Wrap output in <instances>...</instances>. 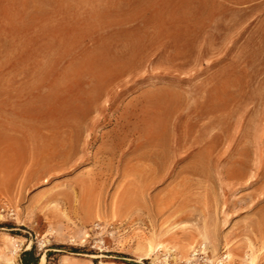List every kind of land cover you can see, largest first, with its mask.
Segmentation results:
<instances>
[{
    "label": "rangeland",
    "instance_id": "1",
    "mask_svg": "<svg viewBox=\"0 0 264 264\" xmlns=\"http://www.w3.org/2000/svg\"><path fill=\"white\" fill-rule=\"evenodd\" d=\"M31 248L264 264V0H0V264Z\"/></svg>",
    "mask_w": 264,
    "mask_h": 264
},
{
    "label": "bare ground",
    "instance_id": "2",
    "mask_svg": "<svg viewBox=\"0 0 264 264\" xmlns=\"http://www.w3.org/2000/svg\"><path fill=\"white\" fill-rule=\"evenodd\" d=\"M159 136L162 138V137H165V131H163L162 132V134H161V132L159 133ZM163 141H164V139H163ZM159 142H161V141H159ZM158 142V144H160ZM163 143V142H162ZM161 143V144H162ZM157 144V145H158ZM163 145H164V143H163ZM149 165L148 166H144V165H142L143 167H137V169L140 171V172H142L143 173V176H142V179L140 180V181H138L136 184H135V186L132 188V190L134 191V194H135V196L136 195H140V196H142V195H144V193H145V187H146V185H147V183L148 182H150L151 180L149 179L150 177H149V175L150 176H153V172H155V171H153V170H155V168L152 166L153 165V163L152 164H150V163H148ZM151 165V166H150ZM112 169H113V167H112ZM156 169H158V168H156ZM147 170H150V172L151 173H149V175H148V172H147ZM159 170V169H158ZM157 170V171H158ZM145 172H146V176H148V177H146L145 176ZM179 191H177L176 192V194L178 193ZM176 197L177 196H172V197H169V198H167V199H165V201L163 200L161 203H162V207H165V206H169V204L170 203H172V202H174L175 201V199H176ZM138 205V204H137ZM118 201L115 203V207L116 208H118ZM140 206H143V204H140ZM147 208V207H146ZM170 240H171V243H173L172 245H216L215 243H212V242H210V241H208L209 239L207 238V237H204L202 240L201 239H199V238H197V236L196 235H194V234H192V233H185V234H183V236H173V237H170L169 238ZM139 245H148V248L149 249H152V248H155L156 246H154V245H163L162 243H160V242H155L153 239H147V238H145V239H143L141 242H139ZM256 255V254H255ZM252 260H251V264H254L255 263V260H256V257L254 256V257H252L251 258ZM46 263V256L45 255H43V257L41 258V263L40 264H45Z\"/></svg>",
    "mask_w": 264,
    "mask_h": 264
},
{
    "label": "trees",
    "instance_id": "3",
    "mask_svg": "<svg viewBox=\"0 0 264 264\" xmlns=\"http://www.w3.org/2000/svg\"><path fill=\"white\" fill-rule=\"evenodd\" d=\"M22 263L23 264H39V257L36 256L35 250L33 248L23 253ZM132 264H140V263H132ZM144 264H149V260L145 259Z\"/></svg>",
    "mask_w": 264,
    "mask_h": 264
},
{
    "label": "crops",
    "instance_id": "4",
    "mask_svg": "<svg viewBox=\"0 0 264 264\" xmlns=\"http://www.w3.org/2000/svg\"><path fill=\"white\" fill-rule=\"evenodd\" d=\"M183 31V29H179V32Z\"/></svg>",
    "mask_w": 264,
    "mask_h": 264
}]
</instances>
